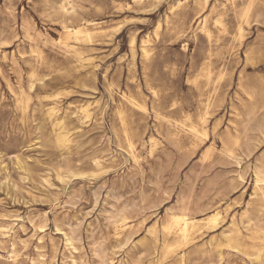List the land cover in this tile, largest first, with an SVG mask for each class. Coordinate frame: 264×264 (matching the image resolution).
Instances as JSON below:
<instances>
[{
	"label": "rangeland",
	"instance_id": "rangeland-1",
	"mask_svg": "<svg viewBox=\"0 0 264 264\" xmlns=\"http://www.w3.org/2000/svg\"><path fill=\"white\" fill-rule=\"evenodd\" d=\"M0 264H264V0H0Z\"/></svg>",
	"mask_w": 264,
	"mask_h": 264
},
{
	"label": "bare ground",
	"instance_id": "bare-ground-1",
	"mask_svg": "<svg viewBox=\"0 0 264 264\" xmlns=\"http://www.w3.org/2000/svg\"><path fill=\"white\" fill-rule=\"evenodd\" d=\"M66 31L68 34L78 36V34L87 33L88 29L82 26L81 27L79 26L78 27H66ZM193 226L194 224L186 217V215L180 212V213L173 214L170 217L169 222L166 225V229L175 230V232H177L183 238H186L189 235Z\"/></svg>",
	"mask_w": 264,
	"mask_h": 264
}]
</instances>
